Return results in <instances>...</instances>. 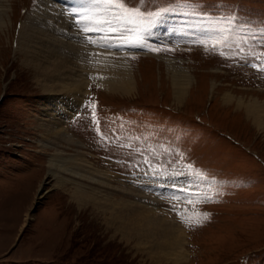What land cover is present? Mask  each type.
Instances as JSON below:
<instances>
[{"label": "rangeland", "instance_id": "374dc122", "mask_svg": "<svg viewBox=\"0 0 264 264\" xmlns=\"http://www.w3.org/2000/svg\"><path fill=\"white\" fill-rule=\"evenodd\" d=\"M0 1L7 11L0 26V264H264V131L223 95L264 100V0H120L164 13L151 27L131 25L126 36L135 47L121 38L114 43L124 46L109 51L113 67L125 58L131 69L130 94L98 84L107 65L90 52L95 31H80L70 18V28L61 24L89 50L77 51L79 73L92 66L65 122L76 143L62 140L61 156L83 150L93 167L115 176L104 192L134 200L140 193L176 221L187 256L177 263L157 262L97 209L79 207L69 181L79 177L64 160L48 165L54 150L40 143L45 93L16 48L37 0ZM78 9L80 16L89 7ZM103 11L88 13L97 21L85 23H98ZM179 69L191 74L180 100L173 85ZM58 176L68 181L57 184Z\"/></svg>", "mask_w": 264, "mask_h": 264}, {"label": "bare ground", "instance_id": "6f19581e", "mask_svg": "<svg viewBox=\"0 0 264 264\" xmlns=\"http://www.w3.org/2000/svg\"><path fill=\"white\" fill-rule=\"evenodd\" d=\"M61 1H63L62 5L55 4L53 1L37 0L34 11L22 19L16 38L17 51L23 54V58L27 60V62L23 60V65L27 64L28 69L34 72L39 88L45 93L47 104L42 108V111L46 113L47 117L44 119L42 117L46 115L40 116L42 121L40 127L44 128V134L41 135L44 140L43 142L39 140V142L54 150L48 159V165L53 167L56 166L57 161L64 160L67 169L79 177V181L69 179L73 185L71 186L72 199L77 202L79 207L91 205L92 209H97L105 216L108 224L114 228V232L120 233L127 241L134 239L135 246L138 249L146 250L148 256L153 257L157 262L177 263L187 256L183 248L185 232L183 233L176 221L174 223L173 219L164 212L158 211L156 206L144 203L145 201L142 202L143 195L139 192L136 194L137 200L117 199L112 191L104 192L103 188L105 187L108 190L111 189V183L115 176L93 167L94 165L83 154V150L80 149V152L77 150V154L69 155L68 158L61 156L63 152L60 151V148V150L58 149V145L62 140L76 143L68 134L65 122L71 115L73 106L86 93L85 87H87L88 81L85 78V72L89 71L87 66L86 71L81 73L80 70L79 73L80 65L73 64L81 58L77 51L87 52L89 50L79 44V36L77 38L75 36L77 31L75 32L74 29L70 31L67 22L72 24L70 20L73 21V17L78 16L79 6L89 7L86 9V14H82L83 19L88 21L94 19L97 21L95 16L91 19L90 15H94L93 11L98 15L104 9V6L97 7L90 0ZM66 8L72 11V16L65 12ZM6 15V6L0 1V26L6 25ZM61 24L68 26V30ZM156 27L157 25L154 27V33L158 31V27ZM97 32L100 33V31H95L94 35L98 40H102L103 38L98 37ZM109 51L104 47L91 48L90 52L102 60L99 64L107 65L99 70V72L106 71V73H98V84L111 92L130 94L135 89L131 69L125 58L121 59L117 68L113 67L114 65L111 64L113 58L110 57ZM20 56L22 57V55ZM166 58L170 60V57ZM91 68L92 66L89 69ZM80 69L84 68L80 67ZM173 74L175 98L180 100L188 89L191 74L187 70L181 69ZM211 88L213 89L214 85ZM223 95L225 103L235 101L237 107L244 110V115L251 120L252 124L264 131V100L235 98L230 92ZM64 179L65 177L58 176L57 184L64 183ZM123 191L127 194L131 193Z\"/></svg>", "mask_w": 264, "mask_h": 264}, {"label": "snow or ice", "instance_id": "6c2138e0", "mask_svg": "<svg viewBox=\"0 0 264 264\" xmlns=\"http://www.w3.org/2000/svg\"><path fill=\"white\" fill-rule=\"evenodd\" d=\"M90 2L97 7L104 6L103 19L95 24L85 23L83 16L80 15L79 18L74 16V23L77 25L80 31L85 33L94 31L103 32L106 29L107 32L116 34L114 36L108 37L106 32L103 39L107 40L108 42L93 40L90 36L87 38L90 43H94L99 47H104L109 50L112 48L123 47V44L114 43L115 40H119L121 38L124 39V43L127 44L128 47H135L136 43L129 41L126 36V33L135 31L131 25L133 23L143 24L146 22V26L151 27L158 18H162L164 15L163 12L159 11L144 12L139 8L126 7L124 3L120 2V0H90ZM113 9H115V11H113ZM231 22L234 23V21ZM193 43H195V41H193ZM197 179H199V177H197ZM194 186H196L194 182L188 185L189 188ZM204 199L207 200L210 199V197L205 196Z\"/></svg>", "mask_w": 264, "mask_h": 264}]
</instances>
